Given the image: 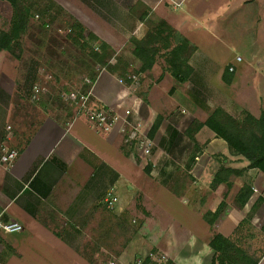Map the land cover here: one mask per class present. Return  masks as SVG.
<instances>
[{"label":"crops","instance_id":"crops-1","mask_svg":"<svg viewBox=\"0 0 264 264\" xmlns=\"http://www.w3.org/2000/svg\"><path fill=\"white\" fill-rule=\"evenodd\" d=\"M54 1L112 49L115 48L112 35L117 34L118 25L116 21L112 24V18L124 19L125 28L137 40L147 35L145 25L130 13L137 3L172 25L195 47L186 26L195 23L197 30L209 34L210 20L223 13L208 14L202 8L207 0H189L183 10L166 8L162 0ZM232 1L245 7L251 0H229ZM202 17L206 20L197 24L196 20ZM179 20V25L184 26L181 31L176 27ZM103 23L109 24V28ZM107 31L109 34L105 35ZM7 55L0 53V99L4 100L3 106L0 105V213L5 221H16L24 230L18 234L0 232V264H98L103 213L109 216L112 225L118 216L138 209L145 212L141 214L142 226L149 244L167 264H213L215 251L209 246L213 236L220 234L233 240L250 209L248 204L243 208L232 206V197L248 184L254 190L251 201L258 197L264 200L262 172L248 169L249 163L233 155L227 144L207 127L191 137L187 135L191 123L183 128L166 119L173 105L164 88L146 90L141 82L124 85L117 75L107 71L100 73L91 98L97 108L119 118L113 130L96 129L82 114L76 115L66 127L44 115L22 142L18 138L21 125L15 122L12 106L18 92L15 66ZM189 65L196 75L195 67ZM5 66L9 69L5 70ZM134 101L138 111L135 119L145 132L149 133L153 122L161 120L153 137L160 148L152 161L153 167L158 163L156 173L150 166L145 167L140 153L123 144L122 118ZM207 118L197 120L204 123ZM185 146L200 148L202 152L190 160L187 169L185 164L191 157L188 151L182 153L179 161L175 160L177 152H183ZM11 151L19 153L12 162L8 160ZM223 170H231L232 177L222 175L221 183L214 186L217 174ZM180 173L187 181L175 184L174 178ZM109 192L118 198L113 210L104 204ZM227 194V209L213 228L205 214L215 211ZM259 218L256 212L252 223L255 225ZM159 263L164 264L161 260ZM256 264H264V255Z\"/></svg>","mask_w":264,"mask_h":264},{"label":"rangeland","instance_id":"rangeland-1","mask_svg":"<svg viewBox=\"0 0 264 264\" xmlns=\"http://www.w3.org/2000/svg\"><path fill=\"white\" fill-rule=\"evenodd\" d=\"M205 3L202 8L208 11V14L223 13L210 20L212 24L208 27L211 28L209 34L200 29L197 30L198 25L195 23L189 22L190 24L186 26L190 30L187 35L196 43L198 49L195 57L189 62L195 67L197 74L187 82L180 83L174 77L176 70L172 65L177 64L176 62L171 64L170 61L172 60L171 52L176 45L172 38L168 43L165 42L166 33L156 44L150 46V48L158 50L155 54L154 65L150 67L149 59L141 61L133 55V45L130 43V39L134 37H132L131 30L125 28L126 21L120 20V18L111 19L112 24L116 21L118 25L116 30L111 28L117 34L112 35L115 48H113L114 56L110 63L115 64L116 60H122V66L127 69L126 72L138 76L139 82L144 83L146 90L148 87L164 88L165 94H169V100L173 105V111L166 119L183 125V128L197 120V117L205 119L206 116L209 117L217 110H222L239 120L245 117L246 112L259 117L260 113L264 111V0H260L259 3L251 0L245 3V7L239 6L234 1L229 2V0H211L210 3L207 0ZM74 6L77 4L74 3ZM166 6V8H172L169 5ZM172 9L171 11L175 12L173 11L175 9ZM149 16V19L154 23L159 24L164 21L156 18L152 11H149ZM12 17V9L9 4L0 1V31L10 30ZM205 20L206 18L203 17L198 18L196 23L202 24ZM71 23V21L67 22L68 25ZM180 23L179 20L176 27L181 31L184 26H180ZM103 24L108 26L107 28L110 26L106 23ZM170 26L176 33L177 30L175 31L173 26ZM192 26L193 29H190ZM145 27L149 32L148 26L145 25ZM108 32H105V35L109 34ZM86 33L91 32L87 31ZM177 33L180 35V32L177 31ZM59 34L63 35L64 31ZM107 37L110 36L107 35ZM23 40L27 48H33L28 38L24 36ZM98 40L88 39L87 41L91 46L97 47L103 42L100 38ZM189 43L192 48L195 47L191 41ZM15 51L17 52L18 49ZM7 56L15 66V80L17 81L19 67L22 69L23 64H19L9 54ZM41 65L42 67L39 68L40 81L35 86L40 87L43 92L48 86L56 85L57 90L62 86L65 87L68 91L62 94L64 102H75L74 106L78 109L77 104L79 98L82 97L84 75L71 70L57 72L44 63ZM231 66L234 67V72H229ZM8 69L9 67L5 66V70ZM182 71L185 72V69L183 68ZM169 79L171 81H168ZM26 86L27 84L24 83L22 86L24 93L17 92L12 101L16 116L15 122H19L21 125L18 138L22 142L26 139L29 131L45 115L37 102L28 98ZM3 102L4 100L0 99V105L3 106ZM91 104L94 106L92 102ZM12 121L14 122V119ZM159 149L154 141L151 157L147 160L143 159L145 167L150 166L155 173L158 163L155 162V167H153L152 161L156 160ZM187 151L191 157L185 164L186 169L191 164L190 160L202 153L200 148L189 149L185 146L183 152H177L178 157L175 160L179 161L182 153H187ZM134 154L141 160L138 153L134 152ZM177 172L180 171L177 170ZM232 174V172L222 171L223 177L227 179L232 177ZM183 181H187V178L181 173L174 178L175 184L183 183ZM228 188V192H230L231 187ZM250 190L254 193L251 187ZM228 194L224 196L225 202ZM238 194L230 200L231 205L243 208L248 204L250 209L237 229L233 240L230 239V245L224 256H221L220 260L218 258L217 264H256L259 258L264 255V200L261 197L252 201L250 199L242 206ZM138 203L140 204V200ZM256 212L261 218L254 225L252 220ZM143 213L145 212L138 209L137 212L132 211L127 215L118 216L116 222L112 220V225H109V216L103 213L101 259L98 264H137L138 261H142V264H161L159 260L167 264L165 259L157 256L159 255L157 249L148 242V237L142 226L141 214Z\"/></svg>","mask_w":264,"mask_h":264},{"label":"trees","instance_id":"trees-1","mask_svg":"<svg viewBox=\"0 0 264 264\" xmlns=\"http://www.w3.org/2000/svg\"><path fill=\"white\" fill-rule=\"evenodd\" d=\"M6 2L12 9V22L9 31H0V53H7L19 64L17 77V91L24 93L23 84H27L28 98H31L35 84L40 81L39 68L42 63L57 72L71 70L84 75L82 96L91 93V90L102 71H107L124 78L128 73L118 59L115 64L110 61L114 56L113 49L104 42L100 46H91L88 39L99 41L96 36L86 33L85 27L73 18L63 7L54 0H0ZM130 13L140 22L148 26L149 32L142 40L131 38L133 55L137 60H150V67L154 65L157 49L153 46L161 39L164 33L167 37L165 42L172 41L176 47L172 50L171 64L176 70L174 77L181 83L190 81L194 70L189 65L197 48H192L189 41L175 33L171 26L161 21L159 24L149 19V9L142 3H137L130 8ZM68 21L72 23L67 24ZM69 26V27H68ZM64 31V34H59ZM28 38L33 48L25 46L23 37ZM18 49L16 52L15 50ZM186 62V63H185ZM21 66V65H20ZM185 69V72L182 69ZM57 80V78H55ZM59 82V80H57ZM68 91L65 87L58 90L56 85L48 86L45 92H41L37 104L42 108L45 115L51 116L63 127L76 116L79 110L75 108V102H64L63 92ZM92 102L91 95L89 97ZM161 120H157L152 126L149 137L153 139ZM40 121L37 123V126ZM207 127L217 139L223 140L230 152L245 159L248 169H256L264 174V111L259 117L246 112L243 119H236L224 111L217 110L210 115L204 123L191 122L187 135L191 136L201 128ZM231 172V170H223ZM222 171L214 181V185L221 183ZM251 185H244L238 194L242 206L252 197ZM227 209V203L223 201L215 211L205 214L206 221L211 227L216 228ZM231 240L220 234L214 235L209 246L215 251L213 264H217L221 256H224ZM219 258V260H218Z\"/></svg>","mask_w":264,"mask_h":264},{"label":"built area","instance_id":"built-area-1","mask_svg":"<svg viewBox=\"0 0 264 264\" xmlns=\"http://www.w3.org/2000/svg\"><path fill=\"white\" fill-rule=\"evenodd\" d=\"M165 4L171 6L175 10H183L188 0H162ZM240 60V58H238ZM229 72H234V67H229ZM120 83L124 85H136L139 82L138 76L134 74H127L124 78H119ZM43 90L34 86L31 95V100L36 101L39 99L40 93ZM91 93L79 98L78 110L79 114L84 115L90 124L96 129L104 132H110L117 125L119 118L113 116L109 111L101 108H97L91 104L89 99ZM136 101L133 102L132 106L125 110L122 118V127L120 133L123 136V143L131 147L140 153L141 157L145 160L149 159L152 154L154 147L153 139L149 137V133L145 132L140 124L136 121L135 116L138 115ZM17 151H11L8 154V160L14 161L18 157ZM118 202V198L114 196L112 192H109L104 198V204L107 209L113 210ZM23 226L16 221H5L3 214L0 213V232L4 234H18L23 232ZM137 264H142V261H138Z\"/></svg>","mask_w":264,"mask_h":264}]
</instances>
